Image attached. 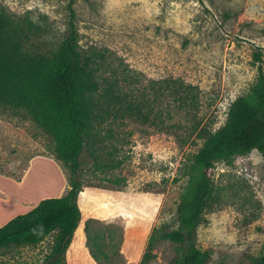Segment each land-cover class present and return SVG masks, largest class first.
I'll return each instance as SVG.
<instances>
[{"label": "rangeland", "instance_id": "rangeland-1", "mask_svg": "<svg viewBox=\"0 0 264 264\" xmlns=\"http://www.w3.org/2000/svg\"><path fill=\"white\" fill-rule=\"evenodd\" d=\"M69 1L0 0V6L33 25L28 50L52 52L68 27ZM71 6L80 51L102 58L93 64L97 75L141 112L116 106L88 127L81 219L66 264H96L83 231L90 218L94 228L121 232L114 264H140L151 229L176 228L194 153L254 83L256 47L264 63V0H72ZM179 90L185 102L174 99ZM53 150L51 136L25 111L0 106V226L68 190V168ZM211 177L214 196L196 228L195 244L208 252L204 264H253L264 253L262 157L254 149L216 162ZM51 240L9 250L0 264H47ZM150 254L143 264H178L179 245L156 239Z\"/></svg>", "mask_w": 264, "mask_h": 264}, {"label": "trees", "instance_id": "trees-1", "mask_svg": "<svg viewBox=\"0 0 264 264\" xmlns=\"http://www.w3.org/2000/svg\"><path fill=\"white\" fill-rule=\"evenodd\" d=\"M71 3L72 0L67 5L68 27L58 48L52 52L28 50L25 46L33 25L6 13L0 6V106L25 111L51 136L56 157L69 171V188L65 194L43 198L0 226V256L14 248L35 246L51 235L47 264H66L65 253L75 240L81 219L77 197L82 188L83 153L89 148L91 137L88 127L92 121L102 120L103 114L116 106L120 110L141 112L138 105H124L126 98L115 90V84H107L97 75L93 64H102V58L88 57L80 51ZM252 58L257 71L254 83L230 103L223 125L209 132L194 153V171L188 176L176 209V228L168 230L163 224L154 226L140 264L152 256L150 251L156 239L179 245L178 264H204L208 252L196 246V228L214 196L211 170L215 163L255 149L262 157L264 172L261 47L255 48ZM181 93L175 91L174 99L185 102L187 97ZM96 222L90 218L84 223L85 245L96 264H114L111 255L118 253L121 232L112 225H106L104 230L94 228ZM106 229L108 234L104 232ZM116 230L118 236L114 240ZM253 264H264V253L254 257Z\"/></svg>", "mask_w": 264, "mask_h": 264}, {"label": "crops", "instance_id": "crops-1", "mask_svg": "<svg viewBox=\"0 0 264 264\" xmlns=\"http://www.w3.org/2000/svg\"><path fill=\"white\" fill-rule=\"evenodd\" d=\"M65 193H66V192H65ZM65 193H63V194H65ZM63 194H61V195H63ZM61 195H60V196H61Z\"/></svg>", "mask_w": 264, "mask_h": 264}]
</instances>
